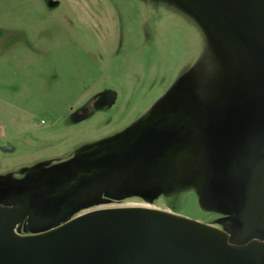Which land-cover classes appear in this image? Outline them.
Here are the masks:
<instances>
[{
	"label": "rangeland",
	"instance_id": "obj_1",
	"mask_svg": "<svg viewBox=\"0 0 264 264\" xmlns=\"http://www.w3.org/2000/svg\"><path fill=\"white\" fill-rule=\"evenodd\" d=\"M263 153L264 49L201 0H0V206L26 208L16 234L141 206L242 245ZM139 155L122 189L74 199Z\"/></svg>",
	"mask_w": 264,
	"mask_h": 264
},
{
	"label": "water",
	"instance_id": "obj_2",
	"mask_svg": "<svg viewBox=\"0 0 264 264\" xmlns=\"http://www.w3.org/2000/svg\"><path fill=\"white\" fill-rule=\"evenodd\" d=\"M201 1L264 49V0ZM133 168L118 178L128 181ZM110 180L81 186L76 199L105 189ZM25 215L17 204L0 206V264H264V238L257 240L258 234L234 245L212 225L160 209L93 208L47 229L16 234ZM235 217L241 227H259L257 219L264 223V153L247 176Z\"/></svg>",
	"mask_w": 264,
	"mask_h": 264
},
{
	"label": "flooded vegetation",
	"instance_id": "obj_3",
	"mask_svg": "<svg viewBox=\"0 0 264 264\" xmlns=\"http://www.w3.org/2000/svg\"><path fill=\"white\" fill-rule=\"evenodd\" d=\"M140 162H141V155H139V156H136L133 160H131L130 162H129V164H127L125 167H123V168H121V170H119V172L118 171H116V172H113V173H111V174H109L108 176H107V178H110L111 180H110V183H109V185L105 188V189H103V190H106L107 188H109L111 185L112 186H115V187H117V188H119V189H122V187L123 186H126L127 184H129L128 182L132 179V177H134V174L136 173V172H140ZM134 164V168H133V171H132V173H131V177H130V179L128 180V181H125V180H121V179H119L118 178V176H119V173L123 170V169H126V168H128V167H130V166H132ZM142 170V169H141ZM119 180V181H118ZM90 183V182H89ZM103 190H100V191H98V192H91L90 194H87V195H85L84 196V198H78V199H76V195L75 196H73L74 197V199L76 200V201H84V200H97L98 198H99V196H100V194L103 192ZM13 204H16V203H13ZM18 205V204H17ZM20 206V205H19ZM21 208H23L25 211H26V214H27V210H26V208L25 207H23V206H20ZM257 221H258V224H259V227H252V226H247L246 224H242V226L243 227H241V230H243V231H247V230H253V231H256V234H258V236H260L262 239L264 238V227H263V222H260L258 219H257ZM19 224V223H18ZM17 224V225H18ZM16 225V226H17ZM15 226V227H16ZM14 227V228H15Z\"/></svg>",
	"mask_w": 264,
	"mask_h": 264
},
{
	"label": "trees",
	"instance_id": "obj_4",
	"mask_svg": "<svg viewBox=\"0 0 264 264\" xmlns=\"http://www.w3.org/2000/svg\"><path fill=\"white\" fill-rule=\"evenodd\" d=\"M260 237V236H259Z\"/></svg>",
	"mask_w": 264,
	"mask_h": 264
}]
</instances>
